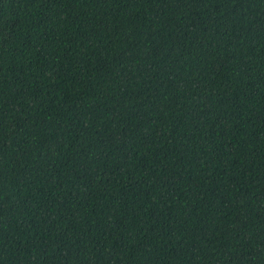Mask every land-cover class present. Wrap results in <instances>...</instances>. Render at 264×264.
Returning a JSON list of instances; mask_svg holds the SVG:
<instances>
[{
	"label": "trees",
	"instance_id": "16d2710c",
	"mask_svg": "<svg viewBox=\"0 0 264 264\" xmlns=\"http://www.w3.org/2000/svg\"><path fill=\"white\" fill-rule=\"evenodd\" d=\"M0 264H264V0H0Z\"/></svg>",
	"mask_w": 264,
	"mask_h": 264
}]
</instances>
